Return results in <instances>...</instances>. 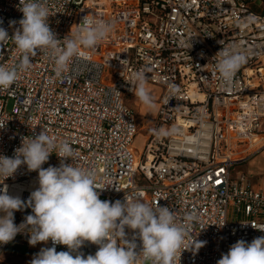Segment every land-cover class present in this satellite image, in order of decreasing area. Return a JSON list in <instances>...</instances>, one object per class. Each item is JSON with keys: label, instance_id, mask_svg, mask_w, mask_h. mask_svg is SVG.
I'll use <instances>...</instances> for the list:
<instances>
[{"label": "built area", "instance_id": "2783aa9c", "mask_svg": "<svg viewBox=\"0 0 264 264\" xmlns=\"http://www.w3.org/2000/svg\"><path fill=\"white\" fill-rule=\"evenodd\" d=\"M19 2L0 0V26L9 36L23 17ZM41 3L58 39L74 36L85 16L105 21L111 31L95 48H81L83 55L69 61L61 77L49 53L38 52L31 68L0 91V155L14 157L24 139L43 130L57 143L70 144L74 154L65 163L94 173L102 201L123 202L128 196L167 206L178 225L195 215L175 264H216L238 240L251 243L264 236L259 230L264 228V186L245 173L233 174L236 164L261 147L253 149L264 124V10H254L247 0ZM224 48L247 56L227 86L216 67ZM21 55L9 40L0 47V64L14 68ZM141 69L147 82L162 90L150 117L123 99V93L133 94L129 82ZM138 132H145L141 148L134 146ZM50 165H60L55 153L42 167ZM3 180L0 176V192L7 186L8 194L16 184H33L20 192L25 202L39 187L38 172L26 165ZM22 211L17 226L32 214L30 207ZM125 232L131 240L133 230ZM195 240L206 244L194 251ZM136 243L139 254L142 245L139 239ZM52 246L49 240L47 248ZM55 247L68 251L65 245ZM97 250L85 242L79 251L86 258ZM137 264L152 261L141 257Z\"/></svg>", "mask_w": 264, "mask_h": 264}, {"label": "clouds", "instance_id": "9594fccd", "mask_svg": "<svg viewBox=\"0 0 264 264\" xmlns=\"http://www.w3.org/2000/svg\"><path fill=\"white\" fill-rule=\"evenodd\" d=\"M18 10L23 17L11 36L0 26V47L11 40L22 54L14 68L0 64V91L8 90L19 72L31 68V57L38 52L49 53L55 75L61 77L67 71L69 61L83 55L81 48H95L111 31V25L105 21L85 16L75 35L61 40L49 27V11L41 0H20ZM2 23L0 20V25ZM9 23L14 25L17 21ZM217 54L220 78L225 86L230 85L247 62V56L229 48L221 49ZM146 74L144 69L134 72L129 90L144 105L152 107ZM3 127L4 124H0V128ZM52 153L60 158V165L43 168ZM73 154L74 149L67 141L57 143L42 130L30 140L24 139L14 157L0 155V176L4 180L26 165L29 172H38L39 184L27 202L19 196L9 195L7 186L0 192V244L13 241L18 233H27L31 246L51 240L53 246L41 248L30 264H137L141 257L151 260L152 264H175L191 222L198 218L188 214L186 222L178 225L167 206L152 207L141 199L128 196L123 202L102 201L97 190L103 188L95 183L94 173L65 163ZM25 207H30L32 214L17 226L14 212ZM126 228L133 230L131 240L127 238ZM259 230L264 231V228ZM137 239L142 245L139 254L135 251ZM85 242L98 246L96 253L86 258L79 251ZM58 244L67 246L68 251L57 252L55 246ZM205 244V241L195 240L192 248L198 251ZM216 264H264V236L254 238L251 243L238 240L227 253H222Z\"/></svg>", "mask_w": 264, "mask_h": 264}, {"label": "rangeland", "instance_id": "374dc122", "mask_svg": "<svg viewBox=\"0 0 264 264\" xmlns=\"http://www.w3.org/2000/svg\"><path fill=\"white\" fill-rule=\"evenodd\" d=\"M247 1L249 2V4L251 5V7L254 10H256V11L264 10V0H247ZM146 88L148 89L149 93L151 94V96L153 98V106L152 107H148V106L144 105L142 102H140L134 96V94L123 93V99L126 103L131 105L138 113L150 117V116L154 115L155 109L157 107L156 102L158 101L162 90L157 85L150 87L146 84ZM10 104H11V102L9 101L8 105L10 106ZM143 134H145V132H138V134L134 138V146L136 148L142 147L143 140H144L143 136H142ZM262 134H264V133H262ZM262 144H264V136H262V138L257 139V143L253 149H256L257 147H259ZM262 149H264V145H262V147H260L253 155L248 157L246 160L240 162L239 164H236L234 170H243L246 173L250 174L249 177H250L251 181H262V180H264V155L259 157V155H260L259 153ZM18 214L19 213L17 211L14 212V223L16 225H18L19 222L21 221L20 219H17ZM18 216H20V218H22V215L19 214ZM9 244H10V242L4 246L1 253H4V251H6L7 246ZM1 253H0V255H1Z\"/></svg>", "mask_w": 264, "mask_h": 264}, {"label": "crops", "instance_id": "0c3cea01", "mask_svg": "<svg viewBox=\"0 0 264 264\" xmlns=\"http://www.w3.org/2000/svg\"><path fill=\"white\" fill-rule=\"evenodd\" d=\"M147 85L150 87L154 86L153 84H150L148 82H147ZM156 103H158V101ZM262 133H264V124H263L262 130H261V134H260L261 137L260 138H262V136H264V134H262ZM262 145H264V144H262ZM262 145H260V146L262 147ZM256 151H254L251 155H253ZM259 154H260L259 157L263 156L264 155V149H262ZM234 169H235V166L233 167V174H235L237 172H241V173H245L248 176H250V174L246 173L243 170H234ZM252 183H254L258 186H264V180L252 181ZM17 212L20 215H22V218H20V216H18L19 215L18 214L17 219L22 220L24 217V212L22 210H19ZM28 239H29V235L27 233H18L15 236L14 240L11 241L10 244L7 246L6 251H4V253L0 252L1 253L0 264H30L31 260L34 258V256L37 253H39L41 248H47V242H40V243H37L35 246H31L28 243Z\"/></svg>", "mask_w": 264, "mask_h": 264}, {"label": "bare ground", "instance_id": "6f19581e", "mask_svg": "<svg viewBox=\"0 0 264 264\" xmlns=\"http://www.w3.org/2000/svg\"><path fill=\"white\" fill-rule=\"evenodd\" d=\"M24 188L33 189L34 185L33 184H29V185L16 184L10 189L9 195H11V196H20V192Z\"/></svg>", "mask_w": 264, "mask_h": 264}]
</instances>
